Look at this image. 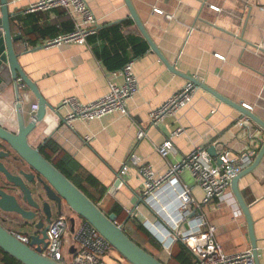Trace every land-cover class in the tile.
<instances>
[{
	"label": "crops",
	"instance_id": "obj_1",
	"mask_svg": "<svg viewBox=\"0 0 264 264\" xmlns=\"http://www.w3.org/2000/svg\"><path fill=\"white\" fill-rule=\"evenodd\" d=\"M35 1L9 0L13 33L22 36L15 45L23 70L58 113L48 110L45 121L31 134V144L40 148L52 138L107 187V194L123 206L127 215L130 209L139 211L137 218L128 217L143 224L161 243L162 253L170 257L180 242L176 238L181 226L175 203L186 194L185 188L200 203L204 192L190 171L182 169L167 178L153 194L144 196V180L129 158L134 151L138 152L153 165L158 176L165 174L170 164L180 163L196 147L208 152L214 146L217 157H211L215 159L223 152H229L235 159L245 154L252 157V162L256 159L264 144V128L244 116L240 107L252 106L251 112L264 121V49L255 47L264 44V0H131L147 32L179 74L172 72L149 46L146 53L132 60L139 91L128 101L127 111L93 121L75 120L71 125L63 120L68 108H60L62 101L71 96L82 103L98 100L109 90L112 71L95 54L98 43L91 44L88 40L87 46L67 43L44 46L46 38L72 31L74 22L64 9L27 12ZM86 1L102 25L131 18L125 0ZM52 26L54 29L46 36L38 30ZM32 29L37 31L29 34ZM124 33L142 35L136 23L126 26ZM28 38L37 40V44L31 45ZM215 54L223 55L224 60ZM189 76L240 107L200 87L192 102L175 117L152 126L151 112L179 91ZM117 81L122 82V77ZM21 94L24 112L31 120V106L37 103L36 98L27 89ZM15 103L13 91L0 96V125L10 130H14L11 123L16 119ZM180 127L182 133L173 138L176 152L167 160L161 158L157 145ZM139 129L147 131L144 139L137 140ZM87 136L90 141H86ZM127 163L130 168L123 173ZM120 173L127 183L110 194ZM239 189L250 208L260 263L264 264V157L239 180ZM201 211L215 225L216 240L226 253L252 247L246 216L232 188L219 208L202 204ZM70 213L76 215L72 210ZM4 226L16 235L30 236L37 232L31 223L22 228L7 220ZM30 228L32 232L28 233Z\"/></svg>",
	"mask_w": 264,
	"mask_h": 264
},
{
	"label": "built area",
	"instance_id": "obj_2",
	"mask_svg": "<svg viewBox=\"0 0 264 264\" xmlns=\"http://www.w3.org/2000/svg\"><path fill=\"white\" fill-rule=\"evenodd\" d=\"M56 9H64L70 14L74 29L68 33L46 38L42 43L46 47L63 43L87 46L89 37L97 34L103 27L86 0H36L27 12H50ZM211 9L220 10L217 6H211ZM155 10L163 13L162 10ZM169 18L174 17L169 16ZM255 47L261 50L264 49V44H257ZM215 56L224 60L223 55L215 54ZM133 62L131 60L121 70L111 73L109 90L98 100L82 103L74 96L65 98L60 106V108H68V113L63 118L64 122L71 125L75 120L93 121L114 112L125 113L128 101L139 91V81L133 70ZM118 77H122V82L117 81ZM199 88L194 82L187 81L179 91L151 112V125L156 126L169 117H175L180 109L192 102ZM243 107L252 110V106L248 104H243ZM37 110L38 104H32L31 120L35 119ZM182 131L181 127L175 129L169 137L157 145L156 149L161 158L167 160L176 152L173 138ZM146 136L145 129L138 130L137 140ZM90 139L89 136L86 137V141ZM217 159L221 160L220 164L217 163ZM217 159L211 157L205 149L196 147L180 163L170 164L167 172L160 176L156 174L153 165L136 151L131 154L129 162L144 180V196L153 194L167 178L178 174L182 169H188L195 183L203 190L202 203L191 195L188 188H185L186 194L175 203V211L181 226L176 231V238L189 248L196 258V264H255L252 248L234 254L226 253L216 240L215 225L211 224L201 211L202 204H214L216 208L220 207L231 188L232 181L252 163V157L245 154L235 159L229 152H223ZM129 168L130 165L127 163L122 172H127ZM128 215L137 218L139 211L130 209ZM17 236L26 244L30 242L29 236ZM112 249L111 244L89 222L77 214L74 216L63 214L50 223L48 245L42 250V254L62 264H108L104 257L110 254Z\"/></svg>",
	"mask_w": 264,
	"mask_h": 264
},
{
	"label": "water",
	"instance_id": "obj_3",
	"mask_svg": "<svg viewBox=\"0 0 264 264\" xmlns=\"http://www.w3.org/2000/svg\"><path fill=\"white\" fill-rule=\"evenodd\" d=\"M130 16L135 21L141 34L148 42L150 49L154 51L159 58L168 66V68L177 74L179 72L175 67L168 63L158 46L155 44L149 33L147 32L143 22L137 14L131 0H125ZM12 14L9 11V0H1V13H0V96L4 97L10 91L15 94V114L16 119L11 123L14 130H10L0 125V141L6 143L17 156L25 161L38 175L41 176L40 182L44 188V197L38 202L34 200L32 189L29 184L20 175L11 173L3 162H0V183H5L14 186L17 190L13 193L7 192L5 189L0 188V212L16 213L23 220L35 223L36 219L39 222L35 223L36 229L43 227L42 215L51 216V204H57L59 214H62V205L65 203L75 214L82 219L89 222L115 249L123 259L130 264H167L166 262L155 257L139 244H137L125 231L123 224H119L117 216L114 213H105L95 202H93L86 194H84L75 184H73L55 165L46 159L40 152L38 147H34L30 142V136L35 132L38 125L45 121L48 110L58 113L56 108L50 106L47 100L41 94L37 84L28 76L23 70L19 62V52L15 42L22 39L21 35L13 33L11 24ZM190 81L197 84L199 87L213 93L220 100L240 107L238 104L231 102L220 94H217L199 80L188 77ZM12 89V90H11ZM23 89L29 90L36 98L38 110L35 114L34 120H28L24 112L22 103ZM240 111L248 118L257 122L264 128V121L258 118L251 111L240 107ZM209 154L217 157V151L214 146L209 148ZM9 157L10 153L0 152V158ZM264 157V144L257 155L256 159L240 172L232 181V191L241 207V210L246 216L249 236L251 240V248L255 264L260 263L259 250L257 239L254 231V222L251 216L250 208L245 202L241 191L239 189V180L252 172L262 161ZM16 160V159H15ZM218 164L221 160L218 159ZM28 182L34 181V176L26 175ZM4 177V179H3ZM127 180L119 174L110 194H114L117 188L122 184L126 185ZM20 197H18L17 195ZM143 202V198L136 195ZM136 198V199H137ZM22 203L28 205L30 208H24ZM37 210V213L33 209ZM74 224V221H72ZM45 228L44 231L39 233H32L30 242L24 243L19 237L8 230L2 223H0V247L8 254L16 258L23 264H62L50 257L44 256L42 250L48 245V235ZM73 230V225H72Z\"/></svg>",
	"mask_w": 264,
	"mask_h": 264
},
{
	"label": "trees",
	"instance_id": "obj_4",
	"mask_svg": "<svg viewBox=\"0 0 264 264\" xmlns=\"http://www.w3.org/2000/svg\"><path fill=\"white\" fill-rule=\"evenodd\" d=\"M22 22L23 19L19 18ZM133 19H128L114 24H104L97 34L89 37L91 44L98 45L94 48L95 54L106 68L112 72L121 70L129 61L143 55L149 50L148 42L140 34H125L124 28L134 25ZM54 29L39 28L43 36ZM48 30V31H46ZM37 31L29 32L32 34ZM31 45H36L37 40L26 39ZM40 152L47 160L52 162L73 184L95 202L105 213H114L119 224H123L126 233L141 247L155 257H161V243L141 223L129 218L125 209L115 199L107 194V187L92 173L87 171L73 156L65 152L52 138L40 146ZM135 233L137 237L132 234ZM163 261V260H162ZM165 262V261H164ZM0 264H23L16 258L6 253L0 247ZM167 264H196V258L184 244L179 242L173 250Z\"/></svg>",
	"mask_w": 264,
	"mask_h": 264
},
{
	"label": "flooded vegetation",
	"instance_id": "obj_5",
	"mask_svg": "<svg viewBox=\"0 0 264 264\" xmlns=\"http://www.w3.org/2000/svg\"><path fill=\"white\" fill-rule=\"evenodd\" d=\"M0 152H5V153H10V156L7 157H3L0 158V162H3L4 165L6 166V168L13 174L16 175H20L24 178V180L29 184V186L32 189V193H33V197L34 200L36 202L39 203V201L44 197V188L42 183L40 182V178L41 176L38 175V173L32 169L25 161H23L22 159H20L17 154L4 142L0 141ZM16 159V160H15ZM21 172H24L26 175L29 176H34V181L33 182H28L26 177L23 176V174H21ZM4 179V177H3ZM0 188L5 189L7 192L9 193H13L14 191L17 192V190L14 189V186L5 183L4 185H2L0 183ZM15 195H17L16 193H14ZM18 197H20L19 195H17ZM22 206L24 208H30L28 205H25L24 203H22ZM67 205L65 203H63L62 205V214L61 215H70L71 210L67 209L66 207ZM34 212L37 213V210L32 208ZM73 212V211H72ZM60 216L59 214V210H58V205L57 204H51V216H46L45 214L42 215V223H43V227L41 229H37L36 233H41L42 231L45 230V228L49 229L50 223L56 218ZM14 221L16 224H18V226L25 228L26 224L30 223L32 224V226H35V223L39 222V219L35 220V223L29 222V221H25L23 220L18 214L16 213H6V212H0V223H2L4 225V222L6 221ZM31 228L29 229L28 233H31L32 231H30ZM47 235H48V230L46 231Z\"/></svg>",
	"mask_w": 264,
	"mask_h": 264
},
{
	"label": "rangeland",
	"instance_id": "obj_6",
	"mask_svg": "<svg viewBox=\"0 0 264 264\" xmlns=\"http://www.w3.org/2000/svg\"><path fill=\"white\" fill-rule=\"evenodd\" d=\"M132 234L134 235V237H137V235L135 233L132 232ZM168 256L169 255L167 253H162L161 252L159 257H161V259L163 261H165L166 263H168V261H169V257ZM104 259H105V261L108 264H120V263H122V264H130L125 259H123L121 257V255L115 249H112L111 252H110V254L106 255L104 257Z\"/></svg>",
	"mask_w": 264,
	"mask_h": 264
}]
</instances>
